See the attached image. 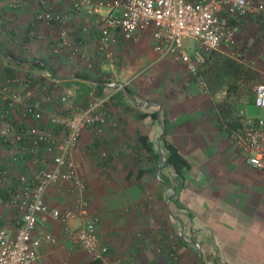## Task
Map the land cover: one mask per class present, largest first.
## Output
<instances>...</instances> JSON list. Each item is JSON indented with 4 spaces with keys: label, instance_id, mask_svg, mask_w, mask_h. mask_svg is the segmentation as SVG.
<instances>
[{
    "label": "crops",
    "instance_id": "1",
    "mask_svg": "<svg viewBox=\"0 0 264 264\" xmlns=\"http://www.w3.org/2000/svg\"><path fill=\"white\" fill-rule=\"evenodd\" d=\"M11 1L0 0V85L7 79L22 77L31 83L26 85V90L37 93V85L43 83L40 70L44 65L62 79L57 94L73 93L72 103L85 102L92 95L110 94L109 111L112 121L116 122L115 126L104 127L100 134L85 131L72 153L80 179L86 186L88 208L98 219L96 233L108 247V255L101 262L91 261L62 225L40 220L33 236L44 239L49 235L56 242L50 244L43 240L34 264H190L198 260L196 255L203 264H264V172L248 166L228 137L240 111L264 119V109L253 106L252 88L255 81L264 80V18L247 17L238 21L239 31L233 42L213 51L200 68L199 77L194 79L176 58L159 57L153 50L151 29H140L132 37L118 31L116 42L109 50L111 56L106 58L99 47L96 24L83 14L75 15L71 0H48L54 10L69 17L66 39L60 37L62 26L32 24L40 0H26L21 10H11ZM78 44L81 48L77 49ZM224 59L235 63L237 69L232 75L222 73ZM105 80L123 84L125 89L115 93L106 86ZM207 83L214 92L208 90ZM81 87L89 93L78 101L77 89ZM57 94L44 99L47 113H64ZM25 101L30 102V99ZM220 104L228 120L222 118L218 110ZM151 115H156V120H152ZM146 134L148 139L139 137ZM116 137L121 139L123 150L130 143V149L147 157L143 164L139 162L142 165L137 177L154 171V175L174 183L173 171L163 168L164 164L157 172L165 159V153L163 159L160 157L163 137L188 161L190 169L184 171V182L176 191L188 214L185 215L188 223L184 224L181 218V224H184L183 229L188 227L190 240L201 247L200 251L196 252L188 237H181L176 244L170 239L162 245L165 254L161 256L156 245L149 243L148 234L143 235L145 222L134 226L142 232L143 240L140 233L133 237L131 227H120L122 217L116 203L106 208L105 198L110 196V191L104 189L97 168L98 162L105 160L106 152L95 153L94 149L98 141ZM138 138H146L158 159L142 148ZM9 155V150L0 146V160L11 173L0 189L1 222L13 235L15 213L7 206L5 188L15 187L17 174L28 172L29 165L7 164L5 160ZM157 160L161 163L154 165ZM146 165L152 169L148 173L144 172ZM167 186L172 191L173 188L165 184ZM46 200L51 207L61 210L71 206L72 196L66 184H62L58 191L50 189ZM165 214L167 223V214L172 219L167 206ZM144 221L149 225L148 218Z\"/></svg>",
    "mask_w": 264,
    "mask_h": 264
},
{
    "label": "built area",
    "instance_id": "2",
    "mask_svg": "<svg viewBox=\"0 0 264 264\" xmlns=\"http://www.w3.org/2000/svg\"><path fill=\"white\" fill-rule=\"evenodd\" d=\"M26 4V0H12L9 8L21 10ZM71 10L96 24L99 47L106 58L111 56L109 50L118 31L132 37L140 29H151L153 50L159 57L176 58L197 79L209 55L233 42L239 31L238 21L264 18V0H71ZM68 22V15L54 10L48 0L37 2L33 25L62 26L60 37L66 39ZM40 77L43 83L37 85V93L26 90L31 83L22 77L0 85V146L10 153L5 161L14 166L29 165L28 172L17 174L15 187L5 188L7 206L15 213V230L10 235L9 227L2 224L0 209V264H34L43 240L55 244V238L49 235L44 239L33 236L40 220L62 225L91 261L101 262L109 250L96 233L98 219L88 208L86 186L72 153L85 131L100 134L107 125H116L109 111L111 95H92L85 102L72 103L73 93L57 94L62 83L59 76L41 65ZM199 83L206 89L201 80ZM105 84L115 93L125 89L123 84L108 80ZM53 94H57L63 114L47 113L44 99ZM253 106L264 109V83L255 86ZM228 137L248 166L264 172L263 118L240 111ZM10 174L0 160V189ZM62 184H66L72 202L69 208L60 210L47 203L46 195L50 189L58 191Z\"/></svg>",
    "mask_w": 264,
    "mask_h": 264
},
{
    "label": "rangeland",
    "instance_id": "3",
    "mask_svg": "<svg viewBox=\"0 0 264 264\" xmlns=\"http://www.w3.org/2000/svg\"><path fill=\"white\" fill-rule=\"evenodd\" d=\"M263 82L264 80L255 81V85L252 87L253 92L255 86ZM77 91L80 93L76 97L78 101L85 99L86 95L89 93V91L82 87L77 89ZM143 92H146V90H143ZM147 130L148 129H146V133ZM148 134L139 137H146L148 139ZM117 138L118 137L108 141H98L94 145L95 153L106 152L105 160L102 162L99 161L98 163L100 165L97 166V168L99 167L100 169L101 178L104 181V189L110 191V196L105 198L106 208L110 209V207L116 203L122 217L120 220V227H124L126 225L127 227H131L133 237L140 233L139 237L142 238L141 240H143V235L148 234V240H150L149 243L152 242L155 244V248L159 249L158 253H160L161 256H164L165 252L162 245L169 243L170 239L174 240V244H176L177 239H181V237L185 239L188 237L190 240L192 235L189 234L188 227L183 229L184 224L188 223L187 217L185 216L187 214V210L183 209L181 203L179 202V192L174 189L171 191L168 187H165L161 181L162 177L154 175V171L150 175L146 174L141 177H137V170L143 164V160H147V157H145L141 152H137L132 148L130 149L132 146L130 143L126 144L127 148L123 150L120 148L121 139L117 140ZM163 153L164 150L162 149V154ZM139 162L142 164H139ZM159 163L161 162L157 160L154 165H158ZM145 167L147 168L150 166L146 165ZM166 172L169 173V170ZM104 175L107 177L105 176L103 178L102 176ZM115 191H118V193H114ZM170 195H172L171 199H169ZM169 201H171L170 203L174 205V213L172 214V219L171 216L167 214L166 223L165 207ZM176 217L182 218L184 224H181L180 221L178 222ZM145 218L149 219V225H147L146 221H144ZM170 219L172 220L171 222ZM144 222L145 225L143 227H145V232H143L144 234L142 235V232L136 230L134 226L137 224L140 225V223ZM168 222L171 224H168ZM188 242L193 243L192 240ZM193 244L196 252L200 251L201 247L197 243ZM172 258L175 262V254ZM195 259L198 260H196L195 263L190 262V264H203L202 261L197 258V255Z\"/></svg>",
    "mask_w": 264,
    "mask_h": 264
},
{
    "label": "trees",
    "instance_id": "4",
    "mask_svg": "<svg viewBox=\"0 0 264 264\" xmlns=\"http://www.w3.org/2000/svg\"><path fill=\"white\" fill-rule=\"evenodd\" d=\"M208 59H209V57H208ZM37 65L40 66L39 63ZM221 69H222V73L226 74V76H227V74H229V73L231 75L233 73H235L237 67H236L234 62H232V61H230L228 59H224L223 62L221 63ZM51 72L55 73L53 71H51ZM207 88H208V90L210 92H214L213 87H211V84L207 83ZM126 90H128V89H126ZM249 93L250 92L247 91V94H249ZM253 100H254V98H253ZM223 109L224 108H223L222 104L218 105V110L220 111L221 115H223L222 118L224 120H228L229 116L228 115H224L226 113L223 112ZM151 119L152 120H156V115L155 116L151 115ZM140 141H141V144H142V148L148 154L152 155L153 158L158 159V154L156 153V151L153 150L152 146L147 143L146 138H142ZM162 147H163L164 153H165V163H164L163 168H170L173 171L175 177H174V183H170V182L166 181L164 177H162V178L160 177V178L162 179L161 181L163 182V185L168 184L176 191L177 190V186H180V185L183 184V182H184V177H183L184 171L185 170H189L190 169V165H189L188 161L180 154L178 148L176 146H174L173 144L169 143L168 141H166L164 137L162 138ZM149 169H150V167H147L144 172L148 173V172H150L152 170V169H150V171H149ZM170 202L171 201H169L167 203V212L173 214L174 213L173 205ZM176 220L178 222L180 221V223H183L182 219L179 218V217H176Z\"/></svg>",
    "mask_w": 264,
    "mask_h": 264
},
{
    "label": "water",
    "instance_id": "5",
    "mask_svg": "<svg viewBox=\"0 0 264 264\" xmlns=\"http://www.w3.org/2000/svg\"><path fill=\"white\" fill-rule=\"evenodd\" d=\"M160 139H161V137H160ZM161 159H163V154H162V153H161ZM164 162H165V159H163V162L161 163V165H159V166L157 167V172L160 171V169H161V167L163 166ZM167 187L170 188L169 186H167ZM172 191H173V189H172ZM171 198H172V195L169 196V199H171Z\"/></svg>",
    "mask_w": 264,
    "mask_h": 264
}]
</instances>
